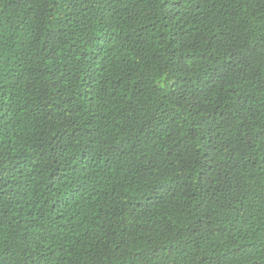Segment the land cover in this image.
Returning a JSON list of instances; mask_svg holds the SVG:
<instances>
[{"label":"trees","instance_id":"trees-1","mask_svg":"<svg viewBox=\"0 0 264 264\" xmlns=\"http://www.w3.org/2000/svg\"><path fill=\"white\" fill-rule=\"evenodd\" d=\"M0 264H264V0H0Z\"/></svg>","mask_w":264,"mask_h":264}]
</instances>
